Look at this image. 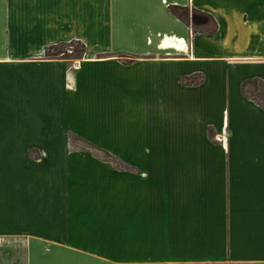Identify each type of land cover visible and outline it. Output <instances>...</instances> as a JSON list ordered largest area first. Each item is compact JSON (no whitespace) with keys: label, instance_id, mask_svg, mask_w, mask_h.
<instances>
[{"label":"crops","instance_id":"0c3cea01","mask_svg":"<svg viewBox=\"0 0 264 264\" xmlns=\"http://www.w3.org/2000/svg\"><path fill=\"white\" fill-rule=\"evenodd\" d=\"M253 81L264 0H0V264H264Z\"/></svg>","mask_w":264,"mask_h":264},{"label":"rangeland","instance_id":"374dc122","mask_svg":"<svg viewBox=\"0 0 264 264\" xmlns=\"http://www.w3.org/2000/svg\"><path fill=\"white\" fill-rule=\"evenodd\" d=\"M182 17H187V14H183ZM59 51L65 53V56H61V58L67 60L72 66L76 64V62L82 57L84 53L82 45L77 43L61 45L56 48L55 53ZM246 94L248 97L255 99L259 103H264V96L262 97V93H254L252 87H250V89H247ZM69 144L71 150L89 152L92 156L98 157V159L101 161L111 162L115 167L121 166L117 160L111 159L109 156H107L106 153L91 149L84 141L71 134L69 135Z\"/></svg>","mask_w":264,"mask_h":264},{"label":"trees","instance_id":"16d2710c","mask_svg":"<svg viewBox=\"0 0 264 264\" xmlns=\"http://www.w3.org/2000/svg\"><path fill=\"white\" fill-rule=\"evenodd\" d=\"M171 13H172V15H174L175 17H178L179 19H183L184 17H182V15L183 14H185L186 15V10H183V9H180V8H171ZM59 46H53V47H50L48 50H47V52H46V57H47V59H59V58H61V56L63 57V56H65V53H63V52H57V53H55V50H56V48H58ZM82 47H83V50H84V46L82 45ZM84 52V51H83ZM253 85H254V89H253V91H254V93H258V92H261L262 93V97L264 96V84L263 83H261V82H259V81H253V82H251ZM246 91H247V89H246V85H244L243 86V93H244V95H245V97L247 98V99H249V100H252V101H254L255 103H257L259 106H261V107H264V103L262 102V103H259L258 101H256L255 99H253V98H251V97H248L247 96V94H246ZM86 143V142H85ZM91 149H94V150H96V151H99V152H102L100 149H98V148H96V147H94V146H92L91 144H89V143H86ZM104 153V152H103Z\"/></svg>","mask_w":264,"mask_h":264},{"label":"bare ground","instance_id":"6f19581e","mask_svg":"<svg viewBox=\"0 0 264 264\" xmlns=\"http://www.w3.org/2000/svg\"><path fill=\"white\" fill-rule=\"evenodd\" d=\"M165 45V44H164Z\"/></svg>","mask_w":264,"mask_h":264}]
</instances>
